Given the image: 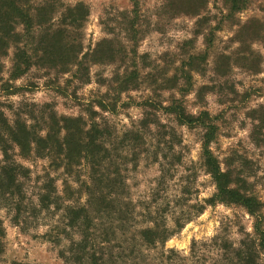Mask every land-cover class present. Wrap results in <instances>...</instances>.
Returning <instances> with one entry per match:
<instances>
[{
  "label": "rangeland",
  "instance_id": "rangeland-1",
  "mask_svg": "<svg viewBox=\"0 0 264 264\" xmlns=\"http://www.w3.org/2000/svg\"><path fill=\"white\" fill-rule=\"evenodd\" d=\"M6 4L14 32L0 30V137L2 124L45 136L52 115L83 118L103 127L109 151L95 174L84 159L69 170L43 147L21 154L9 143L1 164L21 174L10 194L0 189V264H87L70 252L80 237L70 206H87L102 264H240L244 247L251 264H264L255 217L238 204L205 203L216 189L201 155L204 128L165 109L181 103L211 115L212 151L262 202L263 217L264 0ZM23 56L28 67L13 76ZM150 227L173 233L148 243L140 230Z\"/></svg>",
  "mask_w": 264,
  "mask_h": 264
},
{
  "label": "trees",
  "instance_id": "trees-1",
  "mask_svg": "<svg viewBox=\"0 0 264 264\" xmlns=\"http://www.w3.org/2000/svg\"><path fill=\"white\" fill-rule=\"evenodd\" d=\"M4 1L5 6L7 2H10L12 5L15 2V0ZM2 7L3 6L0 7V30L3 34L2 36L7 37L11 31L14 32V28L11 26L10 20L4 16L5 10ZM25 17V24L28 25V14H25ZM23 57L17 60V62L19 61V65L16 63L14 64L15 70L13 76L21 75L23 71L22 65H26L27 69L28 60L26 57ZM62 59L64 60L65 58L62 57ZM165 109L169 110L170 113L175 116L176 120L182 124L195 127L202 126L204 128L201 155L206 171L211 176L216 189L209 201L205 200V203H234L247 209V211L255 217L254 229L258 236L257 246L259 247V251L264 250V227L262 226L264 216L262 217V202L254 195L243 192L242 186H238L239 181H241L240 177L236 176V178H233L230 170H225L222 167L221 162L212 151L211 144L216 137V132L211 115L206 111H201L197 115L189 114L181 103L171 104ZM50 119H52V127L54 130H48L45 136H36L34 132L31 133L27 130L25 124H20L18 122L15 125L8 124L5 126V124H2L3 128H1L4 130V136L0 137V143L4 158L0 161V189L1 192L3 189L4 195L6 193L10 194V192L7 191V186L9 187L11 184L17 185L16 182L21 174L13 164L8 162L1 164V162H6L9 159V143L17 145L20 148L21 154H28L32 144L38 146L37 149L43 147L46 150L42 149V155L46 154L50 156L55 164L59 166L63 164L64 167L69 170H71L73 165L77 166L82 159L86 160L87 164H91L94 168L93 173L95 174L98 171L100 173L101 169L102 171L105 170V168H99V166L103 160L108 158L109 149L105 146V139L102 138L104 132L103 127L97 122L92 121L94 120L92 116L89 118V121H92L90 123L84 121L83 118L68 117L60 119V121L57 122L55 115H52ZM59 123H63V125L59 126ZM62 131H64L66 136L62 135ZM62 140H64L63 143ZM17 189L20 191L19 188ZM100 204L105 207V200L103 201L100 199ZM191 207L196 212H201L204 209L203 203H196ZM69 212L74 214L72 224L69 225L74 226L77 224L80 228V230L77 231L80 237L70 240L71 254L81 263L85 261L87 264H102L101 262H104V258L98 255L94 239L89 233L92 227L90 226V221H88L87 206H82L79 211H77L75 207L70 206ZM192 217L191 215L185 218V222L178 221L177 228L183 227ZM79 219H81V221ZM154 223L155 226H158L156 221ZM140 233L142 238L148 243H155L160 239H166L168 236L172 235L173 232L169 230L158 232L156 228L150 227L140 230ZM3 235L4 230L0 223V253L2 249L1 238ZM242 251L243 256L240 258V264H251L252 261L255 260V254L248 253V248L245 247Z\"/></svg>",
  "mask_w": 264,
  "mask_h": 264
}]
</instances>
